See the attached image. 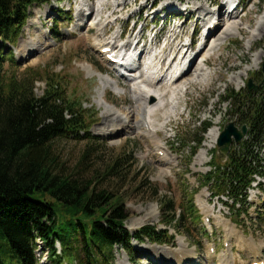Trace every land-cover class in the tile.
I'll return each mask as SVG.
<instances>
[{"label": "rangeland", "instance_id": "1", "mask_svg": "<svg viewBox=\"0 0 264 264\" xmlns=\"http://www.w3.org/2000/svg\"><path fill=\"white\" fill-rule=\"evenodd\" d=\"M153 1L157 0H60L54 1L51 5H35L31 7V14L23 35L17 42L18 45L12 47V54L18 66L7 67V73L17 78L32 76L35 79L34 92L37 96L43 95L46 82L49 81L48 77L57 74L54 80L60 83L65 94L79 98L93 116L89 122L90 140L69 137L53 142L54 151L65 162V168H73L79 174L90 176L93 185L99 186L97 189L103 188L114 197L121 198L128 216L124 225L127 231L133 233L143 226H152L157 232L165 231L164 236L172 237L167 244L161 245H153L147 238L139 243L131 239L129 252L119 247L114 248L116 264H164L160 259L163 257L157 259L152 251H159L160 256L166 251L170 261L171 254H176L180 247H184L185 250L188 248V251L192 252L190 256L193 255V260L189 257L182 260V264H221L222 256L225 254V258L233 259V264H247L246 252L244 255L242 250L236 247V242L234 246L238 250L230 245L228 249L231 251L225 253L222 243L225 235L222 228L214 230L211 235L207 231L205 233L201 221L195 220L196 216L203 217L206 206V204L202 206L199 201L211 204L210 187L213 184L201 185V177L210 171L212 152L215 150V161L224 162L223 156L218 155L216 151V145L206 154V163L202 165L196 163L195 157L203 148L211 128H219L222 132L228 122H235V126L241 129L242 123L231 102H223L226 94L231 90L244 91L248 79L256 86V91L260 80H262L260 83L264 84V76L262 73L260 75L261 64L264 61V30H261V27L259 30L257 25L264 15V0H243L242 6L245 9L242 14L236 16L235 23H240L241 28L248 34L233 30L234 35L224 36L217 49L208 52L212 54L211 61L204 65V70L196 71L195 66L183 81L186 78L193 79L198 74L204 75H199L197 82L187 85L186 93L180 94L177 107L173 110V96L168 90L170 97L167 106L158 110L151 120L153 127L157 128V136L154 131L148 132L150 126L143 113H140L141 109L137 107L139 99H136L138 102L136 103L133 84L118 83L110 77L111 67L94 45L114 41L120 33H123V41H126L131 35L136 36L140 29L142 36L147 38L151 14L147 16L146 13ZM166 1L170 3L171 0H159L157 5L160 7ZM184 1V4L189 3L190 6L202 1H206L207 4L209 1L215 2V0ZM101 3L99 14L97 9ZM82 7L87 10L88 15L92 7L96 10L89 21L88 17L82 20V13L79 12ZM186 19L188 18H175L169 20V23L180 24L181 30L186 27L181 25ZM189 20L184 29L188 32L186 36L191 33L192 26L196 23L193 17ZM81 21L87 25L93 23L95 29L88 32L85 28L87 26ZM107 21L113 23L110 25L112 28L106 30L100 37L104 22ZM135 22V28L132 30ZM109 24L110 22L106 26ZM170 26L167 25L162 31L163 36L167 35ZM179 37L175 35L174 40ZM25 40L27 42L33 40L36 50L28 52L22 59L21 42ZM174 40L169 41L165 48L171 46L170 51L174 52L177 45L182 43V40H178L173 44ZM116 43L119 44L118 41ZM172 45L175 47L172 48ZM170 51H167V56ZM256 53L260 55V65L254 63ZM159 88L163 89L161 86ZM256 91L251 90V93ZM166 95L168 92L165 93V97ZM167 111L170 113L168 119L165 116ZM205 123H208L209 127L202 133ZM200 136L201 145L193 156L192 152L197 145L195 140ZM239 146L233 143L230 149L237 151ZM87 148L88 154L81 164V157ZM262 148L264 157V147ZM118 158L120 162L117 167L121 170L118 175L109 176L105 170ZM257 180L263 186V191L253 188L248 192V199H251L253 205L246 206L244 208L246 211H242L239 218L235 219L237 211L228 210V205L225 204L226 196H222L219 203L222 207L221 216L231 221L236 230L237 241L241 238L239 230L244 232L245 235H242L245 239L264 244V179L258 177ZM169 200H172L174 206V211H171L170 215L174 213L176 218L190 206L191 201L196 204L198 212L186 214L181 228L164 225L161 222V202ZM221 200L225 203L223 204ZM196 202L200 205L198 206ZM36 244V264H45L48 255L41 250L42 244L39 240ZM208 246L216 249V254L210 259L207 258ZM262 251L263 248H260L258 253L264 259ZM178 254H181L180 251Z\"/></svg>", "mask_w": 264, "mask_h": 264}, {"label": "trees", "instance_id": "2", "mask_svg": "<svg viewBox=\"0 0 264 264\" xmlns=\"http://www.w3.org/2000/svg\"><path fill=\"white\" fill-rule=\"evenodd\" d=\"M52 1L0 0V264H36L37 240L48 255L45 264H114V248L129 252L131 239L163 243L165 231L143 226L130 234L121 198L97 189L90 176L65 168L53 142L69 137L90 140L93 116L79 98L65 94L54 80L57 74L48 77L43 95L37 96L32 76L7 73V67L18 66L10 46L17 45L31 7ZM228 101L248 126L247 139L224 163L215 161L214 150L209 163L214 170L201 177V185L212 183V194L227 195L234 209L246 198L250 178L263 160L264 84L252 93L231 90L223 99ZM208 127L205 123L202 133ZM195 141L192 154L201 136ZM87 154L88 148L81 164ZM119 162L118 158L105 170L109 176L118 175ZM161 203V222L176 229L183 226L186 214L197 213L191 201L176 218L170 215L172 200Z\"/></svg>", "mask_w": 264, "mask_h": 264}, {"label": "bare ground", "instance_id": "3", "mask_svg": "<svg viewBox=\"0 0 264 264\" xmlns=\"http://www.w3.org/2000/svg\"><path fill=\"white\" fill-rule=\"evenodd\" d=\"M214 4H215L214 1H211V3L209 1L208 4L206 3V1H204V2L202 1L201 3H198L196 5L193 3L191 6V10L188 11V18L189 19H191L192 17L197 18V20H196L197 24L199 25V22H200L201 26H202L201 28L207 29L205 31V32H207V37L205 39V43L203 46L202 53H198L199 51H196L194 55L189 53V55L184 56L182 58V60H179L177 62L171 61L170 63H168L169 65L167 66V72L166 73L164 72L165 66H163V64H161V59L163 58L165 53L171 48V46L167 47V48H165V47L168 45L169 41L174 40L175 35H179L180 37L177 40H174L173 44L175 43V41L181 40L184 36H186V33H188V32H185L184 29L187 27V25H188L187 21L189 20V19H186L181 24L182 26L186 25L185 28L181 29L182 33H180V31H181L179 28L180 25L177 28H172L169 31L170 36L166 37V40H165L166 44L164 47H162V46L157 47V44H158L157 40L155 41V46H156L155 48H153V44H151L148 47V49L150 50L149 58H150V61L152 64V66H150V68H151L150 74L144 73L140 69L136 70L132 74L134 81H131L132 82L131 84H133L134 89H135V93H136V94H134L132 91V93L134 94L135 102H136V99L138 98L139 103L136 102V103H138L137 107L139 109H141L140 113H143L146 122H148L150 124L149 130L154 131L156 136H157L158 131H157V128L153 127L151 120L153 119V117L155 116V113L158 110L167 106V100H169V97H170L169 96L170 92L168 90L171 91V94L173 96L172 97V100H173L172 103L174 106V107H172V110H173L174 108L177 107V104H178L177 100H178V98H180V96H181L180 94L186 93V91L188 89L187 85H192L194 82H197L196 79L199 80V75H204V74H198L193 79L186 78V80L183 81V79L187 75L191 74V72L193 71L195 66H196V71H197V69L200 72H202L204 70L203 69L204 65L209 64V62L211 61V55L212 54L210 55L208 52H210L212 50H216L217 47L221 44L220 41L224 38V36L228 37L230 35H234L233 30H237V31H240L241 33H247L248 34V32H246L244 28H241L240 23H235V18L238 15L237 13L226 14V12L220 10V8L216 12H215V10H213V11L209 10V7L213 6ZM101 7H102V3L97 9V12H99V14H100V8ZM91 9H92V11L88 15L87 10L83 9V7H82V9L79 11L82 13V20L85 19L86 17H88V21L91 19V17L95 14V11H96L94 9V7H92ZM245 15H246V13H245ZM243 17L244 16H242V18ZM224 18L226 19V21H223ZM81 22H82V24L87 26L85 28L88 32H91L92 29H95L92 26L93 23H91V25H87V23L85 24V22H83V21H81ZM109 22H110V24L108 26H110V25L112 26L113 23L111 21L104 22L105 24L102 27L103 32L100 34V37L106 32V30H108L109 28H112L111 26L110 27L106 26ZM115 22H117V21H115ZM78 25H80V24H78ZM198 25H196L194 34L192 36L193 40L198 37V33L201 30L200 25L199 26ZM221 25H222V27H221ZM257 25H258L259 30H260V27H261V30H264V15L260 18ZM120 34L117 35V37L114 39V41L110 40L109 42H107L108 41L107 40L106 44L94 43V45L98 47L99 51H101L103 48H107V47L112 48L111 52L117 51L116 49L119 47H120V49L124 48V47L129 48V46L133 43L134 40H136L138 37L142 36V30H140L136 34V36L133 37V35H131L130 39L122 42V44L116 45V44H118L116 42H117ZM252 36H253V34H252ZM215 37H216V40H215ZM21 43H22L21 47H23L22 51H21L22 52L21 53L22 59L25 58L24 55L27 54L28 52L36 50L35 49L36 44L33 40H29L28 42L25 40V41H22ZM183 47L184 46H182V48ZM136 48H137V50L139 49V47H136ZM120 49L118 51H120ZM142 54L144 55V58H145L146 55L144 54L143 51H142ZM187 59H189L190 66L186 71H183L182 61H185ZM197 63H199V64L196 65ZM254 63L256 65H260V63H261V58H260V55L258 53H256V56L254 58ZM194 73H195V71H194ZM168 76H170L169 81H167ZM135 80H139V83H133V82H135ZM162 84L167 85L168 87H165ZM133 86H132V89H133ZM159 86H161L163 89H160ZM165 89H167V90H165ZM166 92H168V95H166V97H165ZM165 100H166V102H165ZM139 109H138V111H139ZM169 115H170V113H169V111H167L165 113L166 119H168ZM220 132H221V129H219V128H211L209 130V132L207 133V140L204 142L203 148L199 151V153L195 157L196 163H198L200 165L206 163V160H207L206 154L208 153V151L210 149H213L215 147ZM152 142L154 144L158 145L154 141H152ZM199 203L202 204V206H204L206 204L204 201L202 202V200L199 201ZM228 222L229 221H227V224H228ZM228 227H229V233L226 235V239L227 240H233L234 242H236V247L238 249H240L244 252L249 251V254H247V256H251V254L255 255L257 252L256 249L258 247V246H256L257 244L253 240L245 239L243 237L244 234L239 230H238L239 233L241 232V235H239V237H241V238L238 239V241H237L235 239V236H237V235L235 234L236 232H235L234 227L231 224H228ZM251 241H253L255 244H253V242L251 243ZM261 245L263 246V243ZM178 251H180L182 258H180V255L177 256L176 254H171V257H169L170 261L168 260L169 254H167L166 251H163L161 256L159 254V251H152V253H153V255H155L157 257V259H159V257H163L164 259L163 258H160V259L163 260L164 264H182L183 261L189 257L192 258V260H193V255L190 256V254L192 252L188 251V248H187V250H185L184 247L183 248L180 247L178 249ZM228 252H227V254H228ZM207 253H208V251H207ZM227 256H230V255H227ZM225 257H226V254H225V256L224 255L222 256L223 259L221 261V264H231V263L233 264V259L230 258L231 259L230 260V259L225 258ZM251 261H254V259L251 260V258H250V261L247 264L252 263Z\"/></svg>", "mask_w": 264, "mask_h": 264}, {"label": "water", "instance_id": "4", "mask_svg": "<svg viewBox=\"0 0 264 264\" xmlns=\"http://www.w3.org/2000/svg\"><path fill=\"white\" fill-rule=\"evenodd\" d=\"M262 70L264 71V61L262 63ZM256 89L251 82L248 83V90ZM247 134V126L243 125L241 129H238L235 126L234 122H229L224 126V129L220 133V136L217 140V153L226 157L230 146L234 140L236 145H239L241 141L245 138ZM225 160V158L223 159Z\"/></svg>", "mask_w": 264, "mask_h": 264}]
</instances>
